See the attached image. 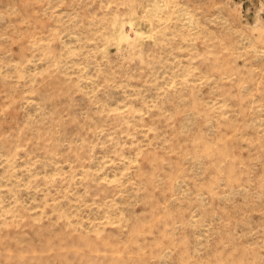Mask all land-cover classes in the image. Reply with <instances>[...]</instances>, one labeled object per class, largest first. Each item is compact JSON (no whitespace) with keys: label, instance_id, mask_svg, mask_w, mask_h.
I'll list each match as a JSON object with an SVG mask.
<instances>
[{"label":"rangeland","instance_id":"1","mask_svg":"<svg viewBox=\"0 0 264 264\" xmlns=\"http://www.w3.org/2000/svg\"><path fill=\"white\" fill-rule=\"evenodd\" d=\"M0 264H264V0H0Z\"/></svg>","mask_w":264,"mask_h":264}]
</instances>
